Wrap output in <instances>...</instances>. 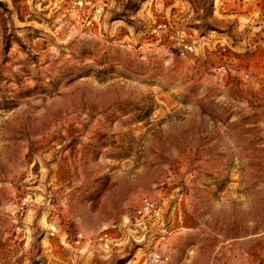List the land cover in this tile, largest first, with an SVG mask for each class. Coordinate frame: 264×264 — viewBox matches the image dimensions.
Here are the masks:
<instances>
[{"label":"rangeland","instance_id":"1","mask_svg":"<svg viewBox=\"0 0 264 264\" xmlns=\"http://www.w3.org/2000/svg\"><path fill=\"white\" fill-rule=\"evenodd\" d=\"M0 264H264V0H0Z\"/></svg>","mask_w":264,"mask_h":264}]
</instances>
